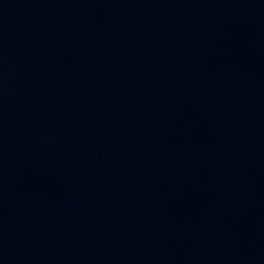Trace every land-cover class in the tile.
Instances as JSON below:
<instances>
[{
	"label": "water",
	"instance_id": "obj_1",
	"mask_svg": "<svg viewBox=\"0 0 264 264\" xmlns=\"http://www.w3.org/2000/svg\"><path fill=\"white\" fill-rule=\"evenodd\" d=\"M0 264H264V0H0Z\"/></svg>",
	"mask_w": 264,
	"mask_h": 264
}]
</instances>
